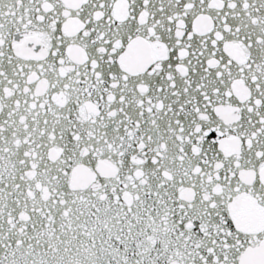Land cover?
Listing matches in <instances>:
<instances>
[{
	"label": "snow or ice",
	"instance_id": "1",
	"mask_svg": "<svg viewBox=\"0 0 264 264\" xmlns=\"http://www.w3.org/2000/svg\"><path fill=\"white\" fill-rule=\"evenodd\" d=\"M0 264H264V0H0Z\"/></svg>",
	"mask_w": 264,
	"mask_h": 264
}]
</instances>
